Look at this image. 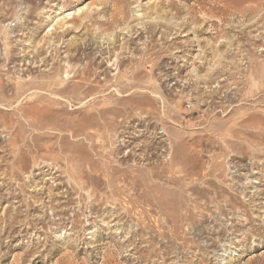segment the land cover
<instances>
[{"label": "rangeland", "instance_id": "rangeland-1", "mask_svg": "<svg viewBox=\"0 0 264 264\" xmlns=\"http://www.w3.org/2000/svg\"><path fill=\"white\" fill-rule=\"evenodd\" d=\"M0 264H264V0H0Z\"/></svg>", "mask_w": 264, "mask_h": 264}, {"label": "bare ground", "instance_id": "bare-ground-1", "mask_svg": "<svg viewBox=\"0 0 264 264\" xmlns=\"http://www.w3.org/2000/svg\"><path fill=\"white\" fill-rule=\"evenodd\" d=\"M233 8H238L237 6H234ZM84 9H80L79 11H77V12H79V14H80V12H82ZM69 18H71V17H66L65 19H63V20H59L58 22H55L56 23V27L57 28H59V29H61V28H63L64 27V25H66L65 23H66V20H68ZM133 23L135 22V25L138 27V29L139 30H143V29H145V23H144V20L146 19V18H148V21H150V22H158V21H161L162 20V16H155V17H153V16H147L145 13H143V11L142 10H135L134 12H133ZM58 19V18H57ZM167 20V19H166ZM165 20V21H166ZM168 22H170L171 24H175L176 26H179L180 24L178 23V24H176L173 20H167ZM182 25V24H181ZM193 28H195V27H193ZM193 28H191V31H193L194 29ZM109 43L111 44L112 42L111 41H109ZM113 44V43H112ZM218 54V53H217ZM221 57V56H220ZM218 58V57H217ZM114 61H116L117 62V60H113V62ZM112 62V63H113ZM212 67V66H211ZM196 72H197V70H196ZM194 73V75L196 74V76H198V74L197 73ZM193 73V72H192ZM199 77V76H198ZM90 221V220H89ZM92 221V220H91ZM91 224V223H90ZM90 224H88L89 226H90ZM93 225V224H92Z\"/></svg>", "mask_w": 264, "mask_h": 264}]
</instances>
